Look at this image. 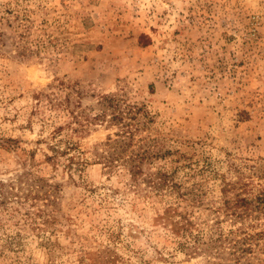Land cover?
<instances>
[{"label":"rangeland","instance_id":"1","mask_svg":"<svg viewBox=\"0 0 264 264\" xmlns=\"http://www.w3.org/2000/svg\"><path fill=\"white\" fill-rule=\"evenodd\" d=\"M0 264H264V0H0Z\"/></svg>","mask_w":264,"mask_h":264},{"label":"trees","instance_id":"2","mask_svg":"<svg viewBox=\"0 0 264 264\" xmlns=\"http://www.w3.org/2000/svg\"><path fill=\"white\" fill-rule=\"evenodd\" d=\"M108 100H110V102L112 101V98H109ZM131 174L133 175V177H135V180L137 179V176L140 175V173L142 172L141 166L138 163H131V166L129 168ZM165 181V178L163 179ZM189 213H180V216L186 220V222H184L182 224V220L178 219L176 221H174L175 225H173V227L170 228V232L172 233V235L174 236H180V235H189L190 231V220H189ZM183 244V243H182Z\"/></svg>","mask_w":264,"mask_h":264}]
</instances>
